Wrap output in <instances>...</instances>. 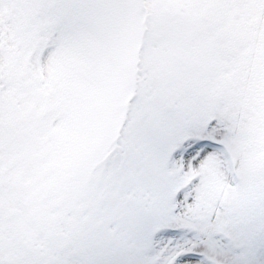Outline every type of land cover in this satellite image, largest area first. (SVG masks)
Listing matches in <instances>:
<instances>
[{
    "label": "snow or ice",
    "instance_id": "6c2138e0",
    "mask_svg": "<svg viewBox=\"0 0 264 264\" xmlns=\"http://www.w3.org/2000/svg\"><path fill=\"white\" fill-rule=\"evenodd\" d=\"M0 264H264V0H0Z\"/></svg>",
    "mask_w": 264,
    "mask_h": 264
}]
</instances>
